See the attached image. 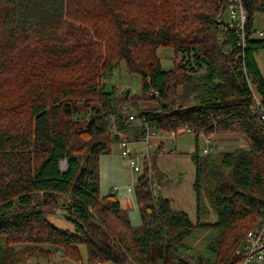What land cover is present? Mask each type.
I'll list each match as a JSON object with an SVG mask.
<instances>
[{"label": "trees", "instance_id": "16d2710c", "mask_svg": "<svg viewBox=\"0 0 264 264\" xmlns=\"http://www.w3.org/2000/svg\"><path fill=\"white\" fill-rule=\"evenodd\" d=\"M241 1L242 50L235 32L217 22L226 0H0V264L23 263L44 252L43 244L76 262L83 245L87 264L238 262L236 250L264 211V122L248 84L264 108L255 60L264 38L253 28L264 0ZM160 46L173 49L170 69L161 66ZM121 64L157 103L134 112L138 139L146 126L188 128L195 136V221L153 193L164 177L156 153L133 186L139 225L114 193L99 192V157L123 137L109 136L110 118L122 133L132 127L114 89L96 90ZM83 90L102 103L81 126L76 103ZM231 133L246 146L198 154L202 134ZM58 207L73 229L50 222ZM200 229L210 232L211 255L187 261L180 256L186 239ZM17 243L27 245L16 250Z\"/></svg>", "mask_w": 264, "mask_h": 264}, {"label": "rangeland", "instance_id": "374dc122", "mask_svg": "<svg viewBox=\"0 0 264 264\" xmlns=\"http://www.w3.org/2000/svg\"><path fill=\"white\" fill-rule=\"evenodd\" d=\"M254 30H262L263 35L259 36L255 33V36L264 38V12H256L253 20ZM157 54L161 61L163 69H170L173 67V49L172 47L160 46L157 48ZM177 61H180V55L176 57ZM255 60L260 69V72L264 79V49L255 53ZM141 77L137 74H129L125 71L123 64L117 66L113 72L108 76L99 79V83L96 86V90H100L102 87L106 90L114 89V95L117 99H120L119 106L124 113L138 112L142 108H152L157 105L156 100L151 99V96L147 93L142 95L141 93ZM126 89L129 90L127 97H125ZM124 98V99H122ZM127 98V99H125ZM89 103L90 106L85 105ZM102 103V99H99L96 94H90L87 91H82L81 99L76 103L78 108V116L76 117L78 125H85L89 116H91L90 108L92 106L99 107ZM103 113V111L101 112ZM136 114V113H135ZM113 118V117H112ZM134 125L138 124V119L133 120ZM113 124L116 125L115 120ZM110 121L108 128L109 136L117 134ZM115 128V127H114ZM117 128V126H116ZM130 128V127H129ZM136 126H132L130 130L121 132V136H126L130 142H137L133 144L131 148H134L138 157L139 165L143 168L145 163L151 155L156 153V165L164 173V177L159 181L160 186L155 185L153 187V193L155 195H161L171 199V205L175 209L185 211L192 221L196 219V199L193 189L194 181V162L191 155L195 152V147L192 150V146L195 141V136L192 132L181 131L177 135L173 136L169 132L157 131L154 138L151 139V144L147 147L136 136ZM214 139H219L222 142L216 144L214 151L230 150L238 146H246V141H243L242 137L238 133L214 134ZM227 136V137H225ZM222 137V138H221ZM226 139V140H225ZM245 140V138H244ZM197 152L202 154L203 141L201 137L197 140ZM63 165V164H62ZM99 172V192L101 195L114 193L117 197L123 194L124 191L130 196H133V186L136 181V177L139 172L131 170L128 159L121 155L120 148L116 142H111L109 149L103 152L99 157L98 162ZM151 173V170H150ZM153 176V172L151 173ZM156 179V178H154ZM169 179V180H167ZM117 186L118 189L114 192L113 188ZM123 190V191H122ZM63 201H61L62 204ZM58 209H60L58 207ZM57 210V209H56ZM56 210L48 215V219L51 223L61 228L73 229L72 224L64 217L63 212L56 214ZM211 209L209 210L206 220L212 221L214 216L211 215ZM129 219L133 225H139L141 223L139 212L135 206L133 210L128 212ZM210 232L207 229H200L193 233L186 239V243L189 248L186 253H182L180 256L187 261H197L200 254L211 255L209 248ZM27 244L17 243L14 244L16 250L22 249ZM43 251L37 252L36 255L27 258L20 264H76V261L70 260L66 257L62 248H59L53 244H43ZM244 247V241L241 245V249ZM79 254L82 258V263L86 262V250L83 245L79 246ZM235 264H238L235 263ZM247 264H259L255 260L247 262Z\"/></svg>", "mask_w": 264, "mask_h": 264}, {"label": "built area", "instance_id": "2783aa9c", "mask_svg": "<svg viewBox=\"0 0 264 264\" xmlns=\"http://www.w3.org/2000/svg\"><path fill=\"white\" fill-rule=\"evenodd\" d=\"M246 19L247 15L242 5L241 0H226L225 8L217 16V22L219 26L223 29L231 28L235 32L236 46L242 50L246 43ZM259 36L263 35L262 30H255ZM219 41L223 42V36H219ZM240 56L237 54L235 57ZM244 69V67H243ZM250 90L253 95V111L259 116V118L264 122V108L260 97L255 93L253 87L249 83ZM151 92V91H150ZM127 116V126L131 127L134 125L133 120L138 119L135 113H128ZM110 121L114 131L121 135V132L117 130L116 125L113 124L114 118H110ZM190 131L188 128H177L174 132H171L173 136L177 135L179 132ZM157 134V130L151 129L146 126L144 135L139 139L147 147L151 144V139ZM201 139L203 141L202 154H207L214 151L215 139L214 134H202ZM125 135L118 141L120 146V153L122 156L128 159V164L132 171L140 172L141 166L139 165L138 157L134 150L130 146V142ZM62 167H64V162H62ZM115 188V187H114ZM113 188V189H114ZM65 213L64 209H57L56 214ZM236 254L239 257L238 264H247L251 260L257 261L259 264H264V211L258 220L257 225L248 230L244 237V247L236 250ZM76 264H83L82 262H77ZM100 264V262L96 263Z\"/></svg>", "mask_w": 264, "mask_h": 264}, {"label": "crops", "instance_id": "0c3cea01", "mask_svg": "<svg viewBox=\"0 0 264 264\" xmlns=\"http://www.w3.org/2000/svg\"><path fill=\"white\" fill-rule=\"evenodd\" d=\"M189 132H191V131H189ZM224 135L225 134H222V136L224 137ZM215 136V135H214ZM225 137H227V136H225ZM222 138V137H221ZM199 139V138H198ZM243 139V141H245L244 140V138H242ZM226 140V139H225ZM215 141H216V144L217 143H219V142H222L221 140H219V139H215ZM138 142V141H137ZM137 142H131L130 143V146L132 147L133 146V144H135V143H137ZM139 142H141V141H139ZM117 143V145H118V147L120 148V146H119V144H118V142H116ZM247 144V143H246ZM196 146V143H194L193 144V146H192V150L194 149V147ZM134 148L136 149V147L134 146ZM134 148H132V149H134ZM115 188L113 189L114 190V192L118 189V187L117 186H114ZM159 187V186H158ZM123 191V190H122ZM118 199H119V202H120V205H121V208L122 209H124L126 212H127V214H129L128 212L130 211V210H133L134 209V207L136 206V203H135V200H134V192H133V196H130L129 194H127V192L126 191H124L123 192V194L122 195H120L119 197H118ZM172 206V205H171ZM212 215V214H211ZM129 216V215H128ZM100 264H110V263H100Z\"/></svg>", "mask_w": 264, "mask_h": 264}, {"label": "water", "instance_id": "95a60500", "mask_svg": "<svg viewBox=\"0 0 264 264\" xmlns=\"http://www.w3.org/2000/svg\"><path fill=\"white\" fill-rule=\"evenodd\" d=\"M128 93H129V90L126 89V91H125V97H127Z\"/></svg>", "mask_w": 264, "mask_h": 264}]
</instances>
